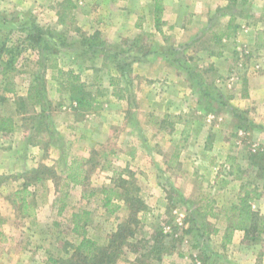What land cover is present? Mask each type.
I'll use <instances>...</instances> for the list:
<instances>
[{
	"label": "rangeland",
	"instance_id": "rangeland-1",
	"mask_svg": "<svg viewBox=\"0 0 264 264\" xmlns=\"http://www.w3.org/2000/svg\"><path fill=\"white\" fill-rule=\"evenodd\" d=\"M71 1L74 21L62 25L64 0H0V44L12 51H0V118L15 126L0 141V264L36 262L38 244L78 262L84 230L100 248L126 221L124 196L146 209L113 264H264V232L251 241L234 230L225 240L243 187L259 192L251 205L264 217V135L248 98L251 77L264 72V0ZM37 27L50 38L32 49L25 38ZM118 61L120 98L108 85ZM54 63L83 80L89 108L74 110ZM33 84L44 85L45 100L18 110ZM62 152L87 153L86 179L65 187L59 168L31 184L39 218L23 217L13 197L21 174L57 167ZM77 210L89 214L73 232Z\"/></svg>",
	"mask_w": 264,
	"mask_h": 264
},
{
	"label": "trees",
	"instance_id": "trees-1",
	"mask_svg": "<svg viewBox=\"0 0 264 264\" xmlns=\"http://www.w3.org/2000/svg\"><path fill=\"white\" fill-rule=\"evenodd\" d=\"M229 3H236L238 0H227ZM63 8L61 11H58L57 18L58 22L62 25H66V19L73 23L74 16L71 14V9L74 8V5L71 0H64L60 4ZM154 21H155V29L159 31L160 25V13H161V4L156 2L154 5ZM44 31L40 28H35L33 33H29L26 38V45L32 49L37 47H41L42 45H48V38L50 37H43ZM227 35V34H226ZM220 41V40H218ZM44 44H41L43 43ZM83 44L85 41L82 42ZM87 43V42H86ZM4 46V45H3ZM0 44V51L12 52L11 49H5ZM117 59L118 54H113ZM11 61L10 58L7 59V62ZM121 61V60H120ZM118 61L116 65L117 70L119 72V78L112 77L109 80V85L112 87V95L117 97H122L119 92H116V87L120 83V77L125 76L126 68L124 64ZM55 69L56 75L54 78L60 82L62 88L66 90L69 94V99L73 101L77 108H89L91 105L90 100L86 97V90L85 85L83 82L80 81L79 76L74 74L72 70H63L54 63L53 66ZM45 87L44 85H31L28 91L27 96L25 99L20 96L19 98V107L20 110L24 107L25 100L30 102L31 104H41L44 97ZM43 111V108L41 109ZM14 122L10 117H1L0 118V132L4 134H9L14 131ZM189 128L187 125L181 131V141L183 142L187 138ZM85 160L83 158H73L68 161V155L65 152L60 154L59 160L56 161L57 168H60V171L63 173L64 178L73 184H80L83 183L86 179V168H84ZM49 175L51 177H56L57 173L53 167H49L46 165H39L36 168H32L21 176L24 178V182H22L21 186L14 190L13 197L14 203H18L19 208L21 209L22 213L27 215H32L34 213V205L28 199L31 195L29 190V186L31 184H36L38 182H43L46 179V176ZM122 183H125V180H121ZM264 187V183L263 186ZM109 191L112 188L108 189ZM105 191V189H103ZM260 194L256 190L248 189L243 187V193L238 198L237 204L231 207V211L233 212V218L230 221V225L228 226V235L226 236V241H229L231 235L234 230H241L244 232V237L248 240L255 241L258 240L261 236V233L264 232V217L259 215L258 212H255L252 209L251 201L258 197ZM104 205L110 204V197H104ZM124 202L126 203L129 209V215L125 222L118 224L117 229L109 235V241L107 245L98 248L96 244L92 241L87 239L84 236V232H82V239L76 245L75 249L77 251L76 255H79L81 259L78 262H65V260L59 258L51 260L52 264H113L114 261L117 259L119 254L121 253V245L125 243L126 236L130 237L134 234L131 225H137L140 220L137 214L143 209H146L144 202L138 196H124ZM86 221V213L83 212L82 214H74L72 217V223L74 225V229L78 230L82 226H80V221ZM82 229V228H81Z\"/></svg>",
	"mask_w": 264,
	"mask_h": 264
},
{
	"label": "crops",
	"instance_id": "crops-1",
	"mask_svg": "<svg viewBox=\"0 0 264 264\" xmlns=\"http://www.w3.org/2000/svg\"><path fill=\"white\" fill-rule=\"evenodd\" d=\"M58 18L56 17V20ZM74 73V72H73ZM75 74V73H74ZM252 81H250V87H248V98H250V104L253 105V101H255V105H257V114L255 115V119H254V122L258 123L259 125L262 126V133L264 135V72L263 73H259L258 75H255L254 77H251ZM83 82V80H81ZM109 85V83H108ZM109 87H111L109 85ZM112 94V92H111ZM249 100V99H248ZM72 102V105L75 107V109H78L75 105V103L73 101ZM93 105V103H92ZM80 109V108H79ZM260 114V115H259ZM88 117V116H87ZM87 120V119H86ZM75 124L77 125H81L80 122H74ZM92 129V128H91ZM91 129H89L87 132H86V136H87V139H93L92 138V135H93V132L90 131ZM87 130V129H86ZM6 134L0 132V141H4L3 138L5 137ZM263 137V136H262ZM70 143V141H68V144ZM0 147H1V144H0ZM1 150V149H0ZM68 155V161H70L71 159L73 158H83L85 160V162L88 160V156H87V153H84L82 157H77V156H70L69 153L67 154ZM1 156V155H0ZM57 161V160H56ZM55 161V162H56ZM42 165V164H41ZM43 165H46V166H51L53 167L56 172L58 170V168L56 166H52V165H47V164H43ZM36 168V167H34ZM0 169H1V165H0ZM64 176V175H63ZM82 183L80 184H73V183H70L68 182L65 178H64V185L65 187H68V188H71V187H77V186H80ZM103 201H104V198L103 196L100 198V202L103 206ZM65 208V204H61L58 206L57 208V213H60L62 209ZM78 212L74 211V212H71L70 213V221L72 223V217L74 214H82L83 212L87 214H89L88 211H85V210H77ZM23 217H30V218H39V211L37 209H34V213L32 215H27V214H24L22 213L21 214ZM83 225V224H80V226ZM71 230L74 232V225L72 223V228ZM84 233H85V230H84ZM87 237V236H86ZM82 239V237H80V240ZM79 240V242H80ZM24 248V247H23ZM36 251H40V250H43L42 252L44 253V256H41L42 253L40 252V255L37 259V261L35 262L34 260H29L30 264H52L51 263V260H54V259H58V257L56 256H53L51 254V251L48 247H45V246H42V244H38L35 246L34 248ZM17 258L13 261L10 262V264H25L24 261H23V258H19L18 256H16Z\"/></svg>",
	"mask_w": 264,
	"mask_h": 264
}]
</instances>
